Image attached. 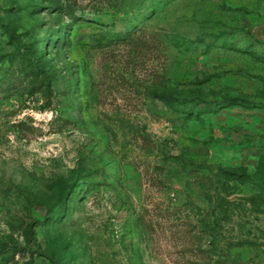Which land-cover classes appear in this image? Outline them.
Masks as SVG:
<instances>
[{
  "label": "rangeland",
  "instance_id": "obj_1",
  "mask_svg": "<svg viewBox=\"0 0 264 264\" xmlns=\"http://www.w3.org/2000/svg\"><path fill=\"white\" fill-rule=\"evenodd\" d=\"M0 264H264V0H0Z\"/></svg>",
  "mask_w": 264,
  "mask_h": 264
},
{
  "label": "trees",
  "instance_id": "obj_2",
  "mask_svg": "<svg viewBox=\"0 0 264 264\" xmlns=\"http://www.w3.org/2000/svg\"><path fill=\"white\" fill-rule=\"evenodd\" d=\"M123 34H121L120 36H122ZM123 37H124V35H123ZM125 39H127V38H125ZM46 76H47V78H49V76H48V74H46Z\"/></svg>",
  "mask_w": 264,
  "mask_h": 264
}]
</instances>
